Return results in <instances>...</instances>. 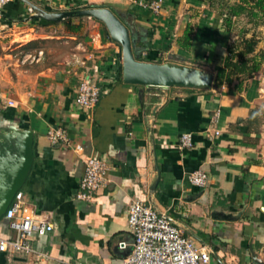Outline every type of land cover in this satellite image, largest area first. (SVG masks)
<instances>
[{"label":"crops","instance_id":"1","mask_svg":"<svg viewBox=\"0 0 264 264\" xmlns=\"http://www.w3.org/2000/svg\"><path fill=\"white\" fill-rule=\"evenodd\" d=\"M28 1L49 12L105 5L129 26L144 62L215 74L235 39L217 11L199 0H164L156 15L134 0ZM33 15L22 0L0 11V135L11 129L34 135V164L21 191L54 225L33 237V246L48 254L42 264H122L134 242L128 213L136 200L168 215L211 251L214 263L264 264V72L240 90L236 80L231 87L147 91L124 82L121 48L103 31L78 38L92 19L71 18L83 20L81 29L60 36L54 29L63 21L46 24ZM188 27L186 47L180 40ZM86 73L102 88L92 112L76 103ZM52 127L63 128L83 151L52 144ZM184 134L192 135L191 148L180 147ZM90 156L108 163V182L84 201L77 195ZM200 169L209 177L202 188L189 180ZM0 236H13L4 217ZM35 262L31 255L0 252V264Z\"/></svg>","mask_w":264,"mask_h":264},{"label":"built area","instance_id":"2","mask_svg":"<svg viewBox=\"0 0 264 264\" xmlns=\"http://www.w3.org/2000/svg\"><path fill=\"white\" fill-rule=\"evenodd\" d=\"M11 1L0 0V11ZM134 2L155 15L160 14L164 8V0H134ZM42 54L39 52L36 57L31 56V59L38 60ZM73 57L75 62H80L77 54L74 53ZM101 93L102 88L96 81L95 75L86 73L78 85L76 103L80 108L92 112L100 101ZM8 104L12 105L13 102ZM47 136L52 144L72 145L78 152L84 149L82 144L73 142L61 127L50 128ZM192 146V135H182L180 147ZM108 172L109 165L104 159L88 157L84 162L77 198L91 201L95 193L107 184ZM189 180L192 185L202 188L207 186L209 177L205 170L200 169L191 173ZM3 217L13 231V236H0V252L31 255L36 260L35 264H42L48 258V254L33 246V237L45 236L54 230V225L25 201L21 190L16 193ZM128 224L134 242L122 264H216L212 261L209 249L198 246L194 239L186 236L184 230L168 215L158 212L152 206L134 201L129 208ZM119 245L120 248H126L125 242H120Z\"/></svg>","mask_w":264,"mask_h":264},{"label":"water","instance_id":"3","mask_svg":"<svg viewBox=\"0 0 264 264\" xmlns=\"http://www.w3.org/2000/svg\"><path fill=\"white\" fill-rule=\"evenodd\" d=\"M32 18L62 22L73 17L94 19L106 27L110 39L121 48L122 77L125 83L152 89L171 87L210 89L215 74L176 63H153L139 60V48L129 26L110 8H82L49 12L29 2ZM34 135L32 131L13 130L0 135V220L16 193L23 189L34 164ZM264 211V208H263Z\"/></svg>","mask_w":264,"mask_h":264},{"label":"trees","instance_id":"4","mask_svg":"<svg viewBox=\"0 0 264 264\" xmlns=\"http://www.w3.org/2000/svg\"><path fill=\"white\" fill-rule=\"evenodd\" d=\"M217 11L222 20L225 31L235 36L227 48V54L222 67L216 70L214 86H233L236 80L240 81L235 88L240 90L244 80L254 78L264 70V51L259 48V33L264 27V0H199ZM105 7V5H89L84 8ZM79 10L80 8H76ZM37 20V19H33ZM46 24L50 23L42 20ZM71 31L77 32L81 24H74L71 18L63 21ZM103 33L108 35L104 24ZM193 29L188 27L182 38L186 47L189 45ZM110 38V37H109ZM122 75V66L120 68ZM255 115L250 116V122Z\"/></svg>","mask_w":264,"mask_h":264},{"label":"rangeland","instance_id":"5","mask_svg":"<svg viewBox=\"0 0 264 264\" xmlns=\"http://www.w3.org/2000/svg\"><path fill=\"white\" fill-rule=\"evenodd\" d=\"M82 21L83 20H81V19H73L74 24H81L82 25V23H83ZM91 22H92L91 25L90 24L86 25V23H83L84 28L82 30V34L80 35V37H78L80 40H85V35L88 36V35L92 34L94 31H96V32L98 30L103 31V29H104L103 25L98 24L97 21L94 22L93 19ZM54 30L56 31L55 35L66 36V34H68V28L64 25H58V26H56V29H54ZM259 34H260L259 35V37H260L259 48L264 51V27L261 29ZM61 40H66V39L61 38L60 41H58V42H61Z\"/></svg>","mask_w":264,"mask_h":264}]
</instances>
